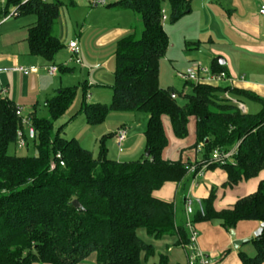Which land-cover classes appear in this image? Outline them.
<instances>
[{
  "label": "trees",
  "instance_id": "trees-1",
  "mask_svg": "<svg viewBox=\"0 0 264 264\" xmlns=\"http://www.w3.org/2000/svg\"><path fill=\"white\" fill-rule=\"evenodd\" d=\"M165 1L169 3L172 22L190 10L189 0H116L107 5L133 11L140 29L133 28L115 41L109 103L83 100L78 110L90 125L101 123L111 111L145 113L147 157L131 161L107 157L105 137L109 134L100 139L94 156L75 138L61 136V127L53 131L52 121L73 101L75 86L62 87L46 100L48 117H31L29 136L36 140L37 154L11 153L9 146L16 142L21 124L15 114L16 104L0 96V264H80L91 253H95L96 264H149L141 253L146 258L153 246L138 236V228L154 238L178 233V244L187 243L184 226L176 227L173 202L153 195L165 182L180 181L190 164L162 158L168 143L163 116L169 118L177 138L187 136L189 117H195V145L201 143L205 160L215 148L226 152L236 146L230 160L207 166L225 170L222 187L234 186L264 169L262 98L208 82H185L192 88L186 94L172 86L159 85V61L168 47L161 20ZM61 4V0H5V13L12 5L17 15L36 17L27 29L28 50L50 64L63 48L55 33ZM212 67L224 70L218 61ZM57 68L62 72L67 69ZM171 92H176L177 97L185 95L186 102L180 105L177 98H171ZM225 92L259 101L263 107L257 113L243 112L223 95ZM57 152L63 165L55 158ZM52 161L55 165L51 168ZM215 197L216 188L212 187L201 200L204 215L196 212L195 222L217 218L226 230L235 228L241 220L264 222V179L254 192L239 197L231 207L216 210ZM73 200L80 207H75ZM249 241L254 255L238 251L241 264H262L264 227L259 236ZM151 264L170 263L166 255L160 254L158 262Z\"/></svg>",
  "mask_w": 264,
  "mask_h": 264
},
{
  "label": "crops",
  "instance_id": "crops-1",
  "mask_svg": "<svg viewBox=\"0 0 264 264\" xmlns=\"http://www.w3.org/2000/svg\"><path fill=\"white\" fill-rule=\"evenodd\" d=\"M113 1L116 0H112L111 2ZM69 2L73 3L72 0H69ZM111 2L107 1L103 5L92 2V6H107ZM189 4V12L174 21L175 23H179L180 28L188 24V29H182L180 39L175 43L173 42L172 45H169L168 39V47L164 56L159 61V66L161 60H163L169 63L178 62L176 64L182 67L185 66L183 70L192 69L197 65L210 67L214 70L212 67L213 62L218 61L220 63L219 58H221L224 60L222 64L223 68L228 76L232 78V81L228 82L224 80L211 84L249 91L264 100V16L259 13V8L264 4V0H189ZM107 7L114 11L125 10L111 6ZM5 10V3H0V67L20 64L24 66H36L37 71L31 72L28 75L14 72L0 73V91L2 89L6 90L5 94L1 96L12 100L16 106L22 107V115L29 119L27 128L30 129L31 117L36 116V107L42 101H44L45 107L46 100L55 95L58 89L69 86L71 79L65 73L72 72V70L67 66H63L67 68L65 71L62 72L58 69L55 74H48L46 66L50 63L39 56L30 54L28 50L26 40L27 29L35 23L36 17L32 14H27L12 16L4 20L5 15L13 9L10 10L8 7L7 13H5ZM165 11L167 17L162 23L166 31L165 27L167 25L165 22L168 19V13L167 9ZM131 15L133 21L136 23L135 15ZM133 28H135V25L131 23H116L107 31L101 32L100 28L94 24L85 26V23H82L80 31L83 29V32L79 36L80 42L78 43L81 47L83 63H88L90 67L87 70L86 67H81L80 70H86L88 73L96 71L97 74L95 76L100 79L98 80L100 82L105 81L111 87L114 82V76L105 67L108 58L112 55L110 54L105 61H102L104 58L101 57L102 51L108 44H114L119 37L129 33ZM172 49H174V52H172ZM192 60H197L198 63L190 64ZM230 94V92H225L224 96L229 97ZM98 102L101 103L100 101ZM239 102L245 107L242 101ZM30 107L33 109L32 112L28 111ZM141 119L147 120V115L145 114ZM85 123L86 125H90L86 121ZM162 123L168 140L167 145L162 150V158L170 161L180 159L183 162H189V165L202 166L205 159L202 147L199 148L200 143L195 145V117H189L187 123L188 133L184 138L175 137L167 116L162 117ZM121 126L127 128V136L123 143L129 144L127 146L130 148L132 144L130 137H134V129L131 128L132 125L127 126L123 124L119 127ZM143 132L144 130L142 129L141 138L145 142ZM109 134L110 136L108 137H111L116 145L115 130ZM138 134H140V130H137L136 136L139 139L137 146L141 149L142 139ZM83 136L82 138L85 140L86 135ZM77 141L80 145L84 142L82 139L80 142L79 140ZM144 147L142 150H144ZM110 158H112L111 155ZM116 160L121 159L117 157ZM262 179H264V169L259 171L255 177L241 181L234 186L222 187V184L226 180L224 169L220 167L214 169L205 168L197 173L188 170L180 181L165 182L153 192V195L161 200L173 202L175 224L178 227L184 226V199L187 195L202 200L208 196L211 188L215 187L216 197L213 207L216 210H220L231 207L239 197L254 192L259 181ZM194 210L196 213V206ZM195 225L199 234L198 245L211 257L213 264H241L238 251L248 256H251L255 252L254 246L249 240L254 237V231L260 226L259 221L241 220L237 222L235 228L229 230L223 228L221 220L217 218L195 222ZM230 230L234 231V236H231ZM137 234L143 239H150L148 242L153 247L161 246L164 242L167 243L168 241H173L178 247H186V243L178 244L180 237L178 233L154 238L148 235L143 228H138ZM243 238L248 240L237 248H233L232 241ZM166 248L169 250L171 247L166 245ZM169 263L173 264L170 260ZM80 264H96L95 253H91Z\"/></svg>",
  "mask_w": 264,
  "mask_h": 264
},
{
  "label": "rangeland",
  "instance_id": "rangeland-1",
  "mask_svg": "<svg viewBox=\"0 0 264 264\" xmlns=\"http://www.w3.org/2000/svg\"><path fill=\"white\" fill-rule=\"evenodd\" d=\"M61 1L62 4L59 10V16L57 19V29H55V33L59 36L63 44V48L55 55L53 63L56 64L57 67L67 66L71 68L70 70H72V72L69 71L65 74L71 79V83L69 84V86L76 87V94L73 101L71 102L69 107L64 111V113L52 121L53 131H56L59 127H61V136L65 138L73 137L76 140H79V142L82 139V141H84V144L82 143L81 146L90 150L92 154L96 156L99 151L100 139L103 138V136H107L114 130L116 131V129L120 125H132L131 128L134 129V137H130V139L132 140L130 148L127 146L129 144L126 145L124 143L118 147L117 145H115L114 140L111 137H105V147L109 158L111 155V159L114 160H116L117 157L121 159L118 161H131L141 158L142 154L145 153V142L143 138H141L142 129L144 130L146 124V120H142L141 118L145 115V113L111 111L107 114L106 118L101 123L95 125H86L83 114L81 112H77L79 110L80 103L84 100L86 102L96 103L100 101L101 103L108 104L112 91L110 84H107L105 81H99L100 79L95 76L97 74L96 71H91L90 73L86 71L87 68L90 67L88 63L86 64L84 62L83 64H76L74 61L70 60L71 55L67 49V45L71 40H76L80 42L79 36L81 32H83V29L80 31L82 23H85V26H87L88 24H94L95 26H98V28H100L101 32L107 31L112 25L116 23H131L132 25H135V29L138 31L140 29V22L137 15H135L137 20V22L135 23L131 15H134V13L129 9H125L126 11H114L108 9L107 6L93 7V0H72L73 3H70L69 0ZM105 1L111 2L112 0ZM163 7L167 9L168 13V19L165 22L167 26L165 28L166 32L168 33L169 45H172L173 42L175 43L180 39V33L182 29H188V24L183 25L180 28L179 23L170 21V8L169 3L167 1L164 2ZM9 8L10 10H12L14 7L10 5ZM114 49L115 43L108 44L102 51L101 56L104 57L102 61H105L110 54L112 55L108 58L107 65L105 67L106 69L108 68L111 73H113L114 71ZM172 52H174V49H172ZM172 63L161 60L159 66L160 85L163 87L171 85L178 92H183L184 94L190 93L192 89L191 85L189 83L183 82L176 76L177 71L183 70L185 66L182 67L176 64L178 62ZM191 63L198 62L197 60H192L190 64ZM81 67H86V70H80ZM229 98L231 100L242 101L246 107L245 112L248 113H257L263 107L261 102L250 99L245 96H235L233 94H230ZM177 102L180 105L184 104L186 102L185 95L182 94L178 96ZM28 109V111H33L31 107ZM35 110V115L37 117H48L47 109L44 107V101L40 102ZM131 121L135 123L133 124V122ZM137 130H140V134L138 135L142 139L141 149L139 146H137V141L139 140L138 136H136ZM25 134V145L20 146L16 142L9 146V152L21 156H34L37 154V150L35 147L36 140L34 141L33 137L29 136V128H27V126H25ZM83 135H86L85 140H83L82 138L84 137ZM143 147L144 150H142ZM141 239L146 243H149L148 241L150 240H148V238L147 240L143 238ZM166 245H169L171 248L167 250ZM159 253H163L164 255H166L168 257V260H170V262L173 264H188L187 254L190 255L188 247H178L173 241H168L167 243L164 242L161 246H154L153 252L149 254L146 258L144 257V252L141 253V256L143 260H146L147 263L151 264L158 262Z\"/></svg>",
  "mask_w": 264,
  "mask_h": 264
},
{
  "label": "built area",
  "instance_id": "built-area-1",
  "mask_svg": "<svg viewBox=\"0 0 264 264\" xmlns=\"http://www.w3.org/2000/svg\"><path fill=\"white\" fill-rule=\"evenodd\" d=\"M26 1V0H24ZM45 1V0H43ZM94 4H105V0H94ZM1 4L5 3V0H0ZM259 13L264 16V4H262L259 8ZM18 11L16 8H13V10L5 15L3 18L4 20L12 17L17 16ZM166 11L164 8L161 9V20L166 19ZM68 52L70 53V60L74 61L76 64H83L82 58H81V47L76 40H71L67 45ZM46 70L48 74L53 75L57 72L58 68L54 64H50L46 67ZM37 67L36 66H24L20 64H14L11 66H4L0 67V73L3 72H14V73H20L23 75H28L31 72H36ZM176 76L182 80L183 82H209V83H218L220 81H228L231 82L232 78L228 76L227 72L225 70H212L210 67H205L201 65H197L192 69L188 70H179L176 73ZM5 89H2L0 91V96L5 94ZM227 95V94H226ZM171 98H177L176 92H171L170 94ZM2 97V96H1ZM229 100H231L229 97H226ZM232 102L236 103L237 106L245 112L244 105L237 101V100H231ZM15 114L18 116L20 120L21 127L17 129L16 132V142L20 146L25 145V131L24 126L29 125V119L27 117H24L22 115V107L16 106L15 108ZM127 136V128L125 126L119 127L114 134L116 145L119 147L123 141L126 139ZM201 143L199 145V148L201 147ZM236 154V146L231 148L230 150L226 152H221L218 148H215L210 157L203 161L202 166H194V165H188L187 169L193 171L194 173L200 172L203 169L207 168L210 164H224L228 160H230L234 155ZM55 158L58 160L60 165H63V161L61 159V154L57 152L55 154ZM55 165V161H52L50 166L51 168ZM197 207V212L200 213L201 216L204 215V209L203 205L200 199L193 198L189 195H187L184 199V228L187 232L188 242L186 243V247H188L189 254H187L188 264H211L212 259L211 257L204 252L198 245V230L195 225L194 221V214L195 210L194 207Z\"/></svg>",
  "mask_w": 264,
  "mask_h": 264
},
{
  "label": "water",
  "instance_id": "water-1",
  "mask_svg": "<svg viewBox=\"0 0 264 264\" xmlns=\"http://www.w3.org/2000/svg\"><path fill=\"white\" fill-rule=\"evenodd\" d=\"M219 61H220L221 64L224 63V60L221 59V58H219ZM29 130H30V132H32V128L31 127H30ZM148 155H149V152L146 151L144 153V156L147 157ZM73 205L75 207H80V203L77 200H73ZM263 227H264V222L260 223V226L254 231V234H253L254 237L259 236L261 234ZM230 233H231V236H234V231L233 230H230ZM247 240L248 239H246V238H243V239H234L232 241V246H233V248H237L239 245L245 243Z\"/></svg>",
  "mask_w": 264,
  "mask_h": 264
}]
</instances>
